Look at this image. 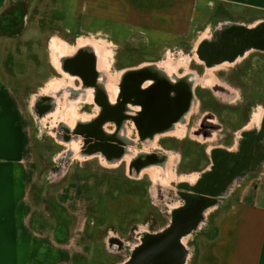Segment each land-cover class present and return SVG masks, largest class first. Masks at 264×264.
Wrapping results in <instances>:
<instances>
[{"label": "crops", "instance_id": "1", "mask_svg": "<svg viewBox=\"0 0 264 264\" xmlns=\"http://www.w3.org/2000/svg\"><path fill=\"white\" fill-rule=\"evenodd\" d=\"M223 6L262 17L234 20L225 17ZM10 9L18 10V22L3 28L1 18ZM263 22L264 0H0V264H71L77 251L76 238L62 239L32 223V193L39 183L34 113L50 116L71 92V118L60 122L73 125L60 133L77 142L79 155L84 139L92 153L106 159L155 155V148L167 144L174 168L186 160L171 142L181 144L205 125L188 78L204 65L203 41L226 34L231 57L239 59L264 47L255 38L240 48L241 31H257ZM94 42L107 45L100 49ZM178 45L190 46L184 69L162 61ZM85 47L109 63L94 70L98 81L89 86L61 64ZM130 54L151 60L139 63L138 70H111L117 58L122 68L130 66ZM33 58L46 63L34 67ZM52 59L61 60L57 80L72 82L49 87ZM48 105L54 111L48 112ZM80 168H67L55 179L50 172L45 188L55 193L43 195L78 222L87 218V198L73 179ZM231 203L197 264H264V166Z\"/></svg>", "mask_w": 264, "mask_h": 264}, {"label": "flooded vegetation", "instance_id": "2", "mask_svg": "<svg viewBox=\"0 0 264 264\" xmlns=\"http://www.w3.org/2000/svg\"><path fill=\"white\" fill-rule=\"evenodd\" d=\"M18 13L16 9L8 10L1 18V26L14 27L13 24L18 22ZM258 42H264V39L260 38ZM231 52L226 34H216L203 41L201 54L204 65L200 70L189 71L188 78L194 86V96L201 116L205 118V125L191 133L193 138L181 144H170L180 151L181 161L186 160V163L172 168V192H168L173 195L171 200L182 204L178 211L193 207L195 199L209 203L207 209H201L199 224L194 232L204 222L206 210H217L231 203L239 189L264 166V67H250L254 60L264 62V47H253L239 59L231 57ZM118 62L117 58L111 70H138L140 66L129 63L130 66L122 68ZM62 63L63 70H70L86 86L98 81L94 70H103L90 47L81 49L76 57L64 59ZM48 70L57 77L56 70L59 69L50 67ZM47 109L52 112L55 107L48 105ZM62 136L67 143H72L69 136ZM66 147L63 153L70 152V148ZM167 147L166 144L155 148V155L106 159L92 153L88 140L84 139L81 155L90 160L104 161V167L109 170H122L125 175L130 171L131 178L138 180L140 171L145 167L159 165L163 168L169 162ZM128 156H135L131 163H128ZM66 169L59 165L58 173L64 174ZM79 175L80 172L73 174L76 178ZM155 190L157 201L164 202L168 198L166 189L157 187Z\"/></svg>", "mask_w": 264, "mask_h": 264}, {"label": "rangeland", "instance_id": "3", "mask_svg": "<svg viewBox=\"0 0 264 264\" xmlns=\"http://www.w3.org/2000/svg\"><path fill=\"white\" fill-rule=\"evenodd\" d=\"M220 9L224 12L225 17L234 20L249 22L262 17L259 12L241 8L223 6ZM94 44L100 49L107 45L104 42H94ZM34 52L33 46L32 53ZM189 53L190 46L180 47L178 45L162 61L176 64L184 69L188 65V57L185 56H188ZM129 57L131 58L127 61L131 66L151 60L142 57L135 58L133 54H130ZM50 61L52 64L49 62L48 68H56L61 62L57 59ZM31 62L35 67L44 65L46 60L43 62L33 58ZM31 64L26 63V66H31ZM251 64L252 69L259 68V66L264 67V62L258 60L252 61ZM108 66L107 58L99 60L101 69L104 70ZM53 71L55 72V70ZM57 77L55 74L49 76V82H51L49 87L57 83L72 82L71 78L63 81L57 80ZM69 94L71 95V92ZM69 94L65 100L67 104H60L58 110L49 114L50 116H38L36 113L32 116L35 159L39 167V183L32 193V223L35 229L53 232L62 239L76 238L77 251H75L71 264H124L129 260L134 249L143 244L147 236L161 233L172 224L176 208L182 205L178 201L171 200L173 195L168 193L172 192L171 182L174 179L171 171L172 161H169L170 165L167 163L163 168L159 165L145 167L140 171L141 174L137 180L131 178L130 171H128V175H125L122 170H109L104 167V161L90 160L79 155L77 142L67 143L60 133L63 126L71 128L73 125L60 122L63 119L71 118L72 106L70 105L71 101L69 102V98H71ZM66 146L70 148V152L63 153ZM134 157L128 156V163H131ZM80 164L87 166L80 168ZM59 165L65 166L71 171L73 168H80V175L77 178L73 176V179L79 181L87 198V218L81 219L80 222L58 208L52 199H45L43 196L55 193L54 190L45 188V184L47 180L51 179L50 172L53 173L52 178L54 179L62 176L63 173H58ZM157 187L167 190L168 198L164 202L156 200L155 189ZM203 202L205 203L203 207L207 209L208 201L202 200ZM231 204H225L217 210L208 209L204 212L205 219L204 222H201L200 229L191 233L187 240L185 264H197L201 249L217 231L221 216ZM111 238L121 239L122 249L112 250L109 244Z\"/></svg>", "mask_w": 264, "mask_h": 264}, {"label": "water", "instance_id": "4", "mask_svg": "<svg viewBox=\"0 0 264 264\" xmlns=\"http://www.w3.org/2000/svg\"><path fill=\"white\" fill-rule=\"evenodd\" d=\"M240 36L243 41L240 48H245L253 39L264 38V27L253 32L241 31ZM204 204L202 200L195 199L193 207L177 211L172 224L166 230L145 238L130 264H185L187 251L180 247L179 238L184 233L195 231Z\"/></svg>", "mask_w": 264, "mask_h": 264}, {"label": "bare ground", "instance_id": "5", "mask_svg": "<svg viewBox=\"0 0 264 264\" xmlns=\"http://www.w3.org/2000/svg\"><path fill=\"white\" fill-rule=\"evenodd\" d=\"M178 209H179V208H176V211H178ZM190 235H191V231L182 234V236L179 238V245H180V247L186 249V243H187V240L189 239ZM141 246H142V245L137 246V247L134 249V251H133L132 254H131V257L129 258V260L126 261L124 264H130V263L132 262L133 257H134V254L140 249Z\"/></svg>", "mask_w": 264, "mask_h": 264}, {"label": "built area", "instance_id": "6", "mask_svg": "<svg viewBox=\"0 0 264 264\" xmlns=\"http://www.w3.org/2000/svg\"><path fill=\"white\" fill-rule=\"evenodd\" d=\"M109 244L112 250H117L119 251L120 249H122L123 243L121 241V239L119 238H111L109 240Z\"/></svg>", "mask_w": 264, "mask_h": 264}, {"label": "trees", "instance_id": "7", "mask_svg": "<svg viewBox=\"0 0 264 264\" xmlns=\"http://www.w3.org/2000/svg\"><path fill=\"white\" fill-rule=\"evenodd\" d=\"M217 234H218V230L214 233V235H212V237H210V240L214 239L217 236Z\"/></svg>", "mask_w": 264, "mask_h": 264}]
</instances>
